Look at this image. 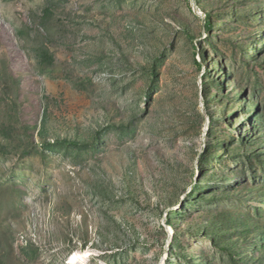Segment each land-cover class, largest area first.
Returning a JSON list of instances; mask_svg holds the SVG:
<instances>
[{"label": "rangeland", "instance_id": "obj_1", "mask_svg": "<svg viewBox=\"0 0 264 264\" xmlns=\"http://www.w3.org/2000/svg\"><path fill=\"white\" fill-rule=\"evenodd\" d=\"M0 264H264V0H0Z\"/></svg>", "mask_w": 264, "mask_h": 264}, {"label": "trees", "instance_id": "obj_2", "mask_svg": "<svg viewBox=\"0 0 264 264\" xmlns=\"http://www.w3.org/2000/svg\"><path fill=\"white\" fill-rule=\"evenodd\" d=\"M212 22H211V19H208V21H207V28L209 29V28H211V26H212V24H211Z\"/></svg>", "mask_w": 264, "mask_h": 264}, {"label": "bare ground", "instance_id": "obj_3", "mask_svg": "<svg viewBox=\"0 0 264 264\" xmlns=\"http://www.w3.org/2000/svg\"><path fill=\"white\" fill-rule=\"evenodd\" d=\"M78 255V254H77ZM78 258V257H77Z\"/></svg>", "mask_w": 264, "mask_h": 264}]
</instances>
